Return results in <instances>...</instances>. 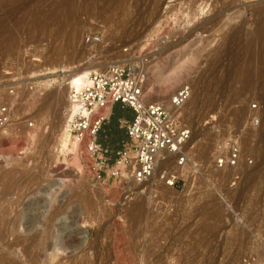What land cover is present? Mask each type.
<instances>
[{
    "label": "rangeland",
    "instance_id": "374dc122",
    "mask_svg": "<svg viewBox=\"0 0 264 264\" xmlns=\"http://www.w3.org/2000/svg\"><path fill=\"white\" fill-rule=\"evenodd\" d=\"M113 63L144 77L149 102L169 104L191 88L178 113L191 131L179 189L157 178H112L111 164L97 181L81 146L69 140L70 153L60 152L65 85L79 70ZM9 89L0 264H243L256 251L264 228V0H0V94ZM228 137L252 165L215 169ZM166 169L175 172L173 161L157 173ZM64 223L88 233L81 251L73 252L75 240L55 239Z\"/></svg>",
    "mask_w": 264,
    "mask_h": 264
},
{
    "label": "built area",
    "instance_id": "2783aa9c",
    "mask_svg": "<svg viewBox=\"0 0 264 264\" xmlns=\"http://www.w3.org/2000/svg\"><path fill=\"white\" fill-rule=\"evenodd\" d=\"M89 78L88 86L69 90L68 100L77 107L76 114L69 120V134L90 160L97 181H102V171L111 164L116 169L112 178L123 176L136 184L157 178L165 187L179 189L185 179L183 173L176 170L189 162L185 146L191 131L182 123L178 113L189 101L191 88L183 86L172 96L170 105L173 110H170L164 103L147 101L144 77L134 74L133 68L127 65H113L92 73ZM13 93V89H9L8 96ZM6 99L0 94V127L9 122ZM115 105L130 109L133 119L119 122L128 141L115 153V160L111 163L110 151L101 146L99 135L110 120ZM256 108L254 105L253 109ZM164 155L173 161L175 172L166 169L157 173L158 162ZM241 164L252 165V161L243 159L239 141L228 137L217 147L214 167L225 171L237 169ZM254 238L256 251L248 254L243 264H264V228H259Z\"/></svg>",
    "mask_w": 264,
    "mask_h": 264
},
{
    "label": "bare ground",
    "instance_id": "6f19581e",
    "mask_svg": "<svg viewBox=\"0 0 264 264\" xmlns=\"http://www.w3.org/2000/svg\"><path fill=\"white\" fill-rule=\"evenodd\" d=\"M259 30V29H258ZM261 32H262V30H261ZM258 33H260V32H258ZM260 34H262V33H260ZM173 57L171 56H169V63H171L172 61H173ZM143 62H145L144 60H142ZM147 62V61H146ZM113 65H117V63H113V64H111L110 66H108V67H111V66H113ZM107 67V68H108ZM144 67V66H143ZM106 68V69H107ZM105 70V69H104ZM103 70V71H104ZM94 72H96V70H94L93 68H84L82 71H80L79 70V72L78 73H76L74 76H72L70 79H69V81L67 82V84L65 85V91L67 92V93H69V90L71 89V88H82V87H85V86H88L89 85V82H90V75L92 74V73H94ZM66 73V72H65ZM52 75H54L53 77H56V78H58L59 76L57 75V74H52ZM176 77H174V79H173V82L172 83H174V85L178 82V79H175ZM31 79H33V78H31ZM55 79V78H54ZM53 81H55V80H53ZM171 85H173V84H171ZM170 89V88H169ZM169 89H167V90H169ZM163 90V89H162ZM163 92V91H162ZM164 93V92H163ZM168 94V93H167ZM7 99H12V96H8L7 97ZM165 104H167V103H165ZM167 106V108L168 109H170V110H173V108L171 107V105H170V102H169V104H167L166 105ZM76 112H77V107L75 106V105H72V104H70V102H69V105L67 106V124H66V128H67V130L65 131V133H66V135H65V137L63 138V139H61L60 141H59V145H58V147H59V149H60V152L61 153H63V154H65V153H70V149H69V144H68V141L70 140V142H71V144L76 148V150H78V148H79V145L77 144V143H75V142H72V140H71V137H70V134H69V132H68V130H69V120L76 114ZM189 145V144H188ZM76 150H75V153H77L76 152ZM62 154V155H63ZM61 155V154H60ZM75 155H77V154H75ZM168 161H170V158L169 157H167L166 155H164L160 160H159V162H158V166H157V169H159V167H161V166H163V165H167V163H168ZM188 166L186 165L185 167H183L182 169H177L176 171H178V173L180 172V173H182L183 172V170L185 169V168H187ZM157 171V170H156ZM66 195V194H65ZM63 201V200H62ZM79 215H77V217H78ZM76 217V218H77ZM77 220V219H76ZM66 221V220H65ZM74 221V220H73ZM60 222V221H59ZM63 222H64V220H63ZM74 223V222H73ZM60 225V224H59ZM40 229V228H39ZM33 229H28V232L29 231H32ZM56 232H58V234L57 235H59V236H57L56 238H55V236H54V238L55 239H58L59 237H60V241H61V243H65V245L66 244H73V242H74V240H75V242H76V244H74V245H71V246H73L74 247V250H73V252H75V251H81L82 249H83V247L85 246V244L87 243V241H88V233L86 232V231H84V229H83V227L81 226V225H79V224H72V225H67L66 223H64V224H62L61 226H59L58 227V231H56ZM49 233H51L50 231H49ZM44 234V233H43ZM46 234V233H45ZM49 234H47V235H45V236H48ZM50 237H51V235H50ZM49 237V238H50ZM48 238V239H49ZM38 239V238H37ZM47 238L45 237V240H46ZM41 240H43V238H41ZM39 242H41L42 243V241H39ZM52 243V242H51ZM63 243V244H64ZM69 246V245H68ZM71 246H69V248L71 247ZM58 251V250H57ZM59 253V252H58ZM124 261V260H123Z\"/></svg>",
    "mask_w": 264,
    "mask_h": 264
},
{
    "label": "trees",
    "instance_id": "16d2710c",
    "mask_svg": "<svg viewBox=\"0 0 264 264\" xmlns=\"http://www.w3.org/2000/svg\"><path fill=\"white\" fill-rule=\"evenodd\" d=\"M120 114L119 113H114L111 116V120L112 123L111 125H109L108 127H105L104 131L106 132V136H107V141H105V144H109V145H115L118 144V150L127 142L126 139L124 140L123 137L120 136L119 131V118H120ZM101 133V132H100ZM100 136V135H99ZM103 140V139H102ZM101 141V140H100ZM117 149L114 150V152L112 153L110 150V161L113 163L115 160V153L118 151Z\"/></svg>",
    "mask_w": 264,
    "mask_h": 264
},
{
    "label": "crops",
    "instance_id": "0c3cea01",
    "mask_svg": "<svg viewBox=\"0 0 264 264\" xmlns=\"http://www.w3.org/2000/svg\"><path fill=\"white\" fill-rule=\"evenodd\" d=\"M119 113L121 116H120V118H119V120L121 121V120H126V121H131L132 119H133V112L130 110V109H127V108H124V107H122L121 105H115L114 107H113V110H112V115L114 114V113ZM119 129V128H118ZM120 134L122 133H124L125 134V131H118ZM125 136V135H124ZM100 137V136H99ZM105 138L106 139H108L107 138V136L105 135ZM123 139L125 140L126 139V141H128V139H127V137L125 136V137H123ZM101 140V141H100ZM107 141V140H106ZM99 143L101 144V146L103 147V148H105V149H108V150H110L112 153L114 152V150H118V144H115V145H109V144H105V141L104 140H102V139H99Z\"/></svg>",
    "mask_w": 264,
    "mask_h": 264
}]
</instances>
